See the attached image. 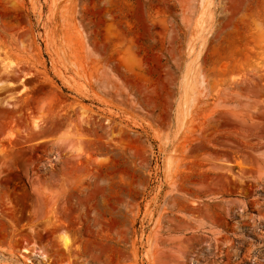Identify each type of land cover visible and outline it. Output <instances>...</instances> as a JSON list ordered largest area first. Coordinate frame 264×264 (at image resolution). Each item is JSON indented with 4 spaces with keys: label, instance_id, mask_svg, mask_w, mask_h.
I'll use <instances>...</instances> for the list:
<instances>
[{
    "label": "rangeland",
    "instance_id": "1",
    "mask_svg": "<svg viewBox=\"0 0 264 264\" xmlns=\"http://www.w3.org/2000/svg\"><path fill=\"white\" fill-rule=\"evenodd\" d=\"M0 264H264V0H0Z\"/></svg>",
    "mask_w": 264,
    "mask_h": 264
}]
</instances>
